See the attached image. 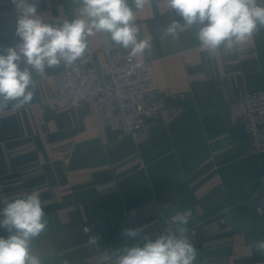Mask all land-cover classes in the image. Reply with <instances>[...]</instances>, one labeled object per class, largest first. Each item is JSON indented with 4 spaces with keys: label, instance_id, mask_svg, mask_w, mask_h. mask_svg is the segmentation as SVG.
Returning <instances> with one entry per match:
<instances>
[{
    "label": "crops",
    "instance_id": "1",
    "mask_svg": "<svg viewBox=\"0 0 264 264\" xmlns=\"http://www.w3.org/2000/svg\"><path fill=\"white\" fill-rule=\"evenodd\" d=\"M128 2L138 39H150V47L131 56L97 33L78 59L100 77L107 67L103 46L151 62L158 119L146 120L134 139L106 125L95 101L61 102L54 75L64 63L33 71L32 100L0 108V200L39 192L48 224L32 250L41 264H115L116 249L142 242L124 229L143 227L154 237L161 217L187 209L196 264H264L249 247L264 239V210L252 203L264 189L258 179L264 152H249L246 125L234 122L242 95L264 89V27L230 50L211 52L197 38L198 25L166 33L174 20L184 23L168 0H146L138 10ZM78 9L77 0L39 3L46 23L72 20ZM15 23L11 0H0V48L19 42Z\"/></svg>",
    "mask_w": 264,
    "mask_h": 264
},
{
    "label": "clouds",
    "instance_id": "2",
    "mask_svg": "<svg viewBox=\"0 0 264 264\" xmlns=\"http://www.w3.org/2000/svg\"><path fill=\"white\" fill-rule=\"evenodd\" d=\"M40 0H11L16 13L18 43L0 48V108L13 102L21 108L33 98L32 73L45 68L73 64L88 50V38L106 33L114 46L142 55L150 39H138L139 27L128 0H77L78 15L72 20L46 23L39 15ZM146 0H134L135 9ZM183 24L174 20L166 33L198 25L197 38L204 49L226 50L249 39L264 27V0H168ZM0 264H41L32 250V241L47 227L40 194L32 191L11 200H0ZM175 227L154 237L143 227L123 230V235L142 242L116 249L115 264H196L198 249L189 238V218L185 213L171 217ZM86 233L90 229L85 228ZM98 237H90L95 244ZM249 247L264 256V239Z\"/></svg>",
    "mask_w": 264,
    "mask_h": 264
},
{
    "label": "built area",
    "instance_id": "3",
    "mask_svg": "<svg viewBox=\"0 0 264 264\" xmlns=\"http://www.w3.org/2000/svg\"><path fill=\"white\" fill-rule=\"evenodd\" d=\"M102 50L107 61L104 76L100 77L95 70L83 66L79 59L71 65L64 64L63 69L54 75L56 96L64 105L95 101L106 125L136 139L143 123L158 119L160 115V91L153 78L151 62H136L133 57L118 56L109 46H103ZM240 103L242 112L234 122L240 120L246 125L248 151L264 152V89L245 92ZM258 179L264 184V169ZM252 203L264 210V189ZM179 213H185L191 220L190 210ZM174 215L159 219L161 232L175 227L171 220ZM220 221L227 224L230 218L222 215Z\"/></svg>",
    "mask_w": 264,
    "mask_h": 264
},
{
    "label": "water",
    "instance_id": "4",
    "mask_svg": "<svg viewBox=\"0 0 264 264\" xmlns=\"http://www.w3.org/2000/svg\"><path fill=\"white\" fill-rule=\"evenodd\" d=\"M257 206V205H256ZM239 214H241V211H240V213Z\"/></svg>",
    "mask_w": 264,
    "mask_h": 264
}]
</instances>
